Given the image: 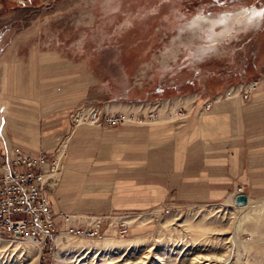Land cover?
I'll return each instance as SVG.
<instances>
[{
	"label": "rangeland",
	"instance_id": "obj_1",
	"mask_svg": "<svg viewBox=\"0 0 264 264\" xmlns=\"http://www.w3.org/2000/svg\"><path fill=\"white\" fill-rule=\"evenodd\" d=\"M250 9L262 13L253 20L240 14ZM197 15L208 21L193 23ZM220 16L230 17L215 21ZM25 76H31V89ZM10 77L17 80L15 99L7 96ZM24 89L32 92L28 102ZM188 96L193 100L187 104L171 103ZM26 106L33 121L26 126L39 124L35 119L44 111L65 114V129L50 147L47 138L56 130L25 133L44 142L36 154L57 159L46 188L51 198L63 197L70 224L86 229L97 221L105 235L74 238L61 226L46 249L0 240V264H91L100 252L93 264L124 254L129 263L142 264H264V227L252 222L264 221V0H0V144H7L13 111ZM91 108L121 117L120 123L74 128L71 116ZM154 127L169 128L172 137L204 128L191 136L193 152L182 168L188 174L137 172L126 160V146L139 140V129ZM73 154L87 167L76 173L98 181L105 196L111 198L128 175L142 193L161 177L165 193L149 209L109 220L95 217L106 212L107 199L78 212L69 188L58 194ZM240 195L251 202L242 211L235 205ZM111 243L122 249L103 246ZM84 248L91 254L80 258Z\"/></svg>",
	"mask_w": 264,
	"mask_h": 264
},
{
	"label": "crops",
	"instance_id": "obj_2",
	"mask_svg": "<svg viewBox=\"0 0 264 264\" xmlns=\"http://www.w3.org/2000/svg\"><path fill=\"white\" fill-rule=\"evenodd\" d=\"M15 76V75H13ZM11 79H8V87H7V96L8 98H16L17 94V80L15 77H10ZM23 82L26 84V82L29 84V88L31 89L33 84L31 80V76L26 78ZM24 84V85H25ZM28 84H26L28 86ZM26 89V88H25ZM23 90V98L25 102H28V97H32L31 90ZM36 93V92H35ZM30 94V96H29ZM35 95V94H34ZM34 97V96H33ZM10 109L8 112V115L10 117ZM60 112V111H58ZM61 114V115H60ZM29 115V111L27 106L23 108V112L13 111V117H10V125L9 128V136L7 140V144L5 143L0 144V150H4V148L9 147H17L20 150H22L25 153H29L32 155L36 154V151L39 148H36L42 144L43 141H41V137L33 138L31 137L33 134H27L25 133L26 130H34L36 131V134H40V130L43 128L45 129V135L50 133L48 131L56 130L57 134L53 138H47L48 140H51L50 142L46 143V147H50L55 139H57L62 133L63 129H65V118H61L63 115L62 112L58 114H50L48 115L47 111H44L43 113L39 114V117L35 119L36 123H39L37 125H31V115ZM54 117V118H53ZM61 118V119H60ZM203 121L205 125H209L210 122L213 121L212 116L203 118ZM31 123L27 124L26 123ZM70 123V122H69ZM1 129V128H0ZM199 130H194L192 133L193 135H196L198 133L202 134L203 127L198 128ZM39 130V131H38ZM38 131V132H37ZM198 131V132H197ZM59 132H62L59 134ZM182 133L179 134V136L172 137L171 131L167 127H154L149 128L145 130L139 129V132L136 133V136L139 137V140L135 143L126 146L127 153V159L129 161H134L137 165V172L138 171H155L159 176L164 177V174L166 171H174V175L171 174L169 177H177V173L180 174V171L184 167V162L187 163V160L190 159V155L192 154V137L188 136L189 132L181 131ZM197 132V133H196ZM188 136V137H187ZM187 137V138H186ZM143 138H145L143 140ZM77 135L75 136V139L72 138V143L75 148ZM58 140V139H57ZM56 140V141H57ZM47 141V140H46ZM44 144V142H43ZM51 144V145H49ZM3 146V147H1ZM34 146V147H31ZM198 146H200L198 144ZM200 148V147H199ZM74 155V154H73ZM78 157H80L79 154H77ZM75 155L73 156V162L75 160L74 165L72 166V170L70 173L64 177L63 180V187L61 188V191L58 192V194H66V193H72V199L75 201L77 205L78 212L84 213L86 209L83 207L85 205H91L98 204L103 202V200L107 199V210L104 213H101L100 211L95 212L98 215L95 217H101L105 220H109L112 218H118L119 215H126L123 212L128 211H136L138 209H149L152 205H157L159 199V195L161 193H165L163 187L165 186V181L161 177H157L156 181L154 182H147L146 184L151 187V191H146L145 193L140 192L138 189H136L134 186L137 185V182L132 181L134 178L132 175H128L127 178L124 181L117 182V185L119 188H116V192L114 195L110 197L103 195V192L101 190L104 187H99V182L95 181L93 184H91L88 179H84L86 177V174H80L76 173L75 169H79L81 165V159L78 158L74 159ZM134 164V165H135ZM87 169L86 165L81 167V170ZM188 174L189 170H182ZM81 172V171H80ZM185 175V174H184ZM135 176V174H134ZM186 176V175H185ZM184 177V176H183ZM161 178V179H160ZM167 181V180H166ZM168 181H170L168 179ZM67 188H69V192H67ZM56 194V195H58ZM145 194V195H142ZM61 196V195H60ZM48 201L50 204V208L52 213L56 216L59 213H63L64 215H68V212L66 211V207H64L65 202L63 201V197L59 198H51L48 193ZM82 205H81V204ZM106 208V207H105ZM104 208V209H105ZM123 213V214H122ZM117 216V217H113ZM59 224V220L57 221ZM60 225V224H59ZM62 228V227H61Z\"/></svg>",
	"mask_w": 264,
	"mask_h": 264
},
{
	"label": "built area",
	"instance_id": "obj_3",
	"mask_svg": "<svg viewBox=\"0 0 264 264\" xmlns=\"http://www.w3.org/2000/svg\"><path fill=\"white\" fill-rule=\"evenodd\" d=\"M229 93L232 96V92ZM244 95L246 99L247 94ZM71 120L74 128L79 125L110 128L118 125L121 117L91 108L77 111ZM56 167V157L50 160L42 151L32 155L17 147L0 150V239L20 243L30 240L46 249L49 242L61 234V226L63 232L72 237L89 241L104 237L100 222L95 221L94 225L83 229L71 225L68 215L52 213L45 178Z\"/></svg>",
	"mask_w": 264,
	"mask_h": 264
},
{
	"label": "bare ground",
	"instance_id": "obj_4",
	"mask_svg": "<svg viewBox=\"0 0 264 264\" xmlns=\"http://www.w3.org/2000/svg\"><path fill=\"white\" fill-rule=\"evenodd\" d=\"M246 12H248L249 13V18H250V20L252 19H254V18H256V16L257 15H260L262 12L261 11H259V10H256V9H250V10H245L244 12H242V13H240V14H242V15H244V13H246ZM225 16H227V15H225ZM225 16H220V17H218V18H216L215 19V21H223V20H227L229 17H227V18H225ZM206 21H208L205 17L203 18L202 16H200V15H197L194 19H193V23H195V24H198V25H202L203 23H205ZM178 99H180V100H178ZM191 100H193V96L191 97V96H188V97H185L184 99H181V98H176V99H174L171 103L173 104V105H175V104H177V103H181L182 101L183 102H185L186 104L187 103H189ZM167 102L168 101H166V104H167ZM184 104V103H183ZM171 105V104H170ZM181 105V104H180ZM185 107L186 105H182V107ZM164 107V106H163ZM0 134H1V132H0ZM51 175H53V174H49V176L47 177V178H45V182H46V184H48L49 185V183H50V181L52 180V176ZM50 186V185H49ZM240 196H244V195H240ZM238 197V196H237ZM236 199V198H235ZM250 200L248 199V204H247V201H246V203L245 204H243V205H241L240 207L241 208H239L238 210H240V211H242V210H244V209H247L248 207H249V205H250ZM247 205V206H246ZM246 206V207H245ZM261 212V211H260ZM262 212H263V210H262ZM259 214V213H258ZM254 215H256V214H254ZM249 216H251L250 214H246V217H249ZM131 221L132 220H128V221H124V222H122L123 224H126V225H129L130 223H131ZM252 222H254L255 224L253 225V228H255V229H259V228H262V227H264V221H252ZM67 234V233H66ZM68 235V234H67ZM70 236V235H69ZM72 237V236H71ZM74 238H79V237H74ZM81 238V237H80ZM0 240H6V239H0ZM26 241H30V240H26ZM3 242H6V243H13V242H18V241H10V240H6V241H3ZM31 242H33V241H31ZM18 243H20V242H18ZM34 243V242H33ZM62 243V242H61ZM59 244V245H62V244ZM36 244V243H35ZM122 244V243H121ZM121 244H115V243H111L109 246L108 245H103V246H105V247H108L109 248V250H120V249H122L119 245H121ZM65 245V244H64ZM17 246L18 245H16L13 249H12V251H11V253H12V256H14V252H16L17 251ZM85 247V246H84ZM89 247H90V245H89ZM95 247V246H94ZM97 247V246H96ZM133 247V246H132ZM72 249H74L73 251H75L76 252V250H75V247L74 248H72ZM84 249H86V248H84ZM124 249H125V251H128L129 249H130V246L129 245H126V247H124ZM20 250V249H19ZM79 250V249H78ZM77 250V251H78ZM96 251L97 250H99V249H95ZM85 251V256L83 255V256H81L80 258H85V257H88L89 256V254H91V251H89V249L87 248L86 250H84ZM83 251V252H84ZM95 251V252H96ZM108 251V250H107ZM98 252V251H97ZM124 254V253H123ZM79 255V254H78ZM88 255V256H87ZM101 255V252L100 253H96V254H94V258L92 259V263L91 264H93V262H96V261H94V259H95V257H97L98 258V256H100ZM127 254H124V256H123V258H118L117 260H113L112 258H110L109 259V262H108V264H142L141 263V261H139V263H129V260L128 259H124V257L126 256ZM146 256L148 255V254H145ZM0 256H1V253H0ZM15 256H16V254H15ZM20 256V255H19ZM105 256V255H104ZM104 256H101V262L103 263V261H104V264H106V260H105V258H104ZM11 257V256H10ZM18 257V256H17ZM109 258V257H108ZM145 257H142L141 259H144ZM115 259V258H114ZM140 259V260H141ZM205 259V258H204ZM82 260V259H81ZM108 260V259H107ZM214 260V262L216 261L217 262V259L215 258V259H213ZM14 261V262H13ZM80 261V260H79ZM99 261V260H98ZM113 261V262H112ZM145 261V260H144ZM207 261H209V260H207ZM10 262H13V263H16L17 262V260L15 259H11L10 260V258L8 259V263H10ZM195 262H197V260L196 259H194V263H192V264H195ZM219 262H220V260H219ZM6 264V263H5ZM29 264V263H28Z\"/></svg>",
	"mask_w": 264,
	"mask_h": 264
},
{
	"label": "water",
	"instance_id": "obj_5",
	"mask_svg": "<svg viewBox=\"0 0 264 264\" xmlns=\"http://www.w3.org/2000/svg\"><path fill=\"white\" fill-rule=\"evenodd\" d=\"M246 203V197L245 196H238L235 199V205L241 206Z\"/></svg>",
	"mask_w": 264,
	"mask_h": 264
}]
</instances>
